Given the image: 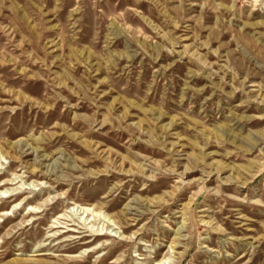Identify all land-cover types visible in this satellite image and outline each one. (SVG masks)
<instances>
[{"label": "rangeland", "instance_id": "obj_1", "mask_svg": "<svg viewBox=\"0 0 264 264\" xmlns=\"http://www.w3.org/2000/svg\"><path fill=\"white\" fill-rule=\"evenodd\" d=\"M0 264H264V0H0Z\"/></svg>", "mask_w": 264, "mask_h": 264}]
</instances>
